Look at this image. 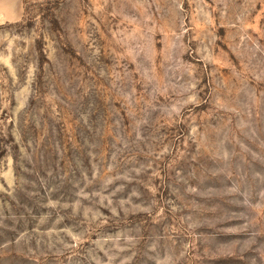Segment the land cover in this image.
<instances>
[{"label":"rangeland","instance_id":"1","mask_svg":"<svg viewBox=\"0 0 264 264\" xmlns=\"http://www.w3.org/2000/svg\"><path fill=\"white\" fill-rule=\"evenodd\" d=\"M0 264H264V0H25Z\"/></svg>","mask_w":264,"mask_h":264},{"label":"crops","instance_id":"2","mask_svg":"<svg viewBox=\"0 0 264 264\" xmlns=\"http://www.w3.org/2000/svg\"><path fill=\"white\" fill-rule=\"evenodd\" d=\"M25 12V0H0V25L19 21Z\"/></svg>","mask_w":264,"mask_h":264}]
</instances>
